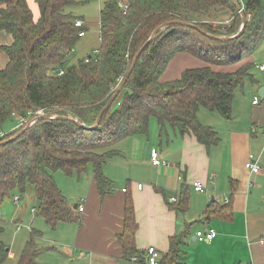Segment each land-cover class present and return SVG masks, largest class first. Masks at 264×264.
Here are the masks:
<instances>
[{
  "label": "trees",
  "instance_id": "16d2710c",
  "mask_svg": "<svg viewBox=\"0 0 264 264\" xmlns=\"http://www.w3.org/2000/svg\"><path fill=\"white\" fill-rule=\"evenodd\" d=\"M81 1L33 0L34 16L27 0H0V31L11 36V43L1 47L7 65L0 68V128L13 112L24 115L41 108L54 117L0 134V207L4 199L23 198L30 185L39 201L36 214L50 226L74 219L53 175H82L90 166L103 195L111 182L102 165L117 155L116 143L147 137L151 120L161 131L168 126L180 136L193 135L205 147L215 144L216 133L199 123L197 112L215 111L229 119L234 92L254 79L253 63L233 73L212 67L243 62L264 39V0H106L98 13L100 46L75 65L68 58L83 28L74 22L83 18L67 9ZM226 16L227 23L213 25ZM178 53L207 65L184 70L174 81H161ZM70 66L75 67L67 71ZM60 70L63 75L52 74ZM181 187L172 207L185 211L188 188ZM230 204H211L209 218L229 219ZM123 212L118 240L125 253L146 264L135 248L137 225L130 197ZM2 224L0 219V233ZM38 237L31 232L16 264H35ZM183 237L180 233L168 239L159 264H179ZM7 253L0 242V264Z\"/></svg>",
  "mask_w": 264,
  "mask_h": 264
},
{
  "label": "crops",
  "instance_id": "0c3cea01",
  "mask_svg": "<svg viewBox=\"0 0 264 264\" xmlns=\"http://www.w3.org/2000/svg\"><path fill=\"white\" fill-rule=\"evenodd\" d=\"M27 2L36 16V4L33 0ZM82 21L85 30V20ZM6 40L9 45L11 36ZM175 57L195 60L184 53ZM174 59L163 72L161 81H174L184 71L179 76H170ZM250 63H253L250 74L254 81L245 80L234 92L229 119L215 111L197 112L199 123L216 133L215 144L205 147L193 135L180 136L168 126L161 131L157 122L151 120L147 137L134 136L116 143L117 155L102 165L104 176L111 182L103 195L90 166L86 173L72 175L69 181L61 182L58 175L54 183L74 219L48 225L53 230V241L44 249L39 245L40 252L33 257L35 264H40L36 257L44 252L51 255L53 264H141L137 259L132 261L136 256L125 253L118 240L123 230L127 197L131 198L135 212V248L142 257L151 246L162 256L168 250V239L184 233L179 264H264V244L258 242L264 237V99L257 93L264 86V72L257 69L258 65L264 66V59L254 54L234 66L212 69L233 73ZM254 98L259 101L257 104L253 103ZM152 149L158 150L163 166L150 164ZM249 155L258 158V173L252 174L244 167ZM195 181L203 184L204 193L193 191ZM138 184L142 185L141 189L137 188ZM184 185L188 188L187 206L185 211H178L168 199L175 196L178 200ZM25 197L35 200L32 186H27ZM225 197L231 201L230 218H209L213 200ZM18 203H10L13 208L10 214L15 219L23 218L24 213L23 209L14 207ZM3 204L0 210H5ZM79 204L82 213L76 210ZM1 217L6 220L8 216L1 211ZM211 229L215 230L216 237L210 243L195 240L197 231ZM35 233L41 239L42 234Z\"/></svg>",
  "mask_w": 264,
  "mask_h": 264
},
{
  "label": "rangeland",
  "instance_id": "374dc122",
  "mask_svg": "<svg viewBox=\"0 0 264 264\" xmlns=\"http://www.w3.org/2000/svg\"><path fill=\"white\" fill-rule=\"evenodd\" d=\"M106 0H83L79 5L71 6L67 10L73 16L83 18L85 20V34L84 36L77 42L74 48V52L69 55L68 61L72 64H77L78 60L83 59L86 56H91L95 50L98 49L99 39H100V30H99V10L102 7L103 3ZM121 3L125 4L126 0H120ZM228 21L227 16L217 19L213 21V25H218L219 23H224ZM8 37L7 34L0 32V46L7 45L6 38ZM6 40V41H5ZM255 55L260 56L264 59V39L262 43L257 48ZM191 57V56H190ZM193 61L191 60H182L185 58L182 57H175L173 63L169 68V73L171 77L179 76L181 71L185 69H190L194 67H205L207 63L192 57ZM7 57L4 54L2 48L0 47V68H4L7 64ZM55 74V73H54ZM118 86L117 89H119ZM41 109V108H39ZM39 109H34L33 111L37 112ZM44 111V109H43ZM50 114H47L49 116ZM53 117L52 115H50ZM17 123L13 120V118H9L6 122L2 124L0 128V134L9 133V131L13 130ZM58 175L60 176V181L62 180L67 181L68 178L64 172L57 171L53 175V180L57 181ZM76 176V174H73ZM69 181V180H68ZM71 185V184H70ZM69 186V184H68ZM58 187V186H57ZM5 215L8 216L6 220L1 217L3 221V233H0V242L7 247L8 253L7 258L4 261V264H16L18 262L21 253L25 249V243L28 241V238L31 232H39L42 234L41 239L37 240V244L40 245V248L44 249L46 246H51L48 244L51 243L53 240L51 239L53 230L50 229V225L45 221L44 218L40 217L36 214L37 211V201L30 200L28 197L23 196L22 200L19 198V203L14 205V207H19L23 209V218L19 217L15 219L12 217L10 212L12 211L11 204L14 203L13 197L10 199H4ZM11 203V204H10ZM32 210H34L32 212ZM12 218V219H11ZM18 224V225H17ZM49 225V226H48ZM18 226V228H17ZM52 244V243H51ZM41 257V259H40ZM35 258V257H34ZM51 255L49 256L47 252L36 257V261L40 264L48 263L53 264L51 262Z\"/></svg>",
  "mask_w": 264,
  "mask_h": 264
},
{
  "label": "built area",
  "instance_id": "2783aa9c",
  "mask_svg": "<svg viewBox=\"0 0 264 264\" xmlns=\"http://www.w3.org/2000/svg\"><path fill=\"white\" fill-rule=\"evenodd\" d=\"M124 10H126V6L123 8ZM241 9L238 10L239 13H241ZM227 23V21L225 22ZM74 26L76 28H83V21L80 20H76L74 22ZM85 34V30L83 29L80 33H79V37L82 38ZM74 52V49L70 50V54H72ZM97 51L95 50L94 53H96ZM257 69L264 72V66L263 65H258ZM55 73L57 76H61L63 75V71H57V72H52V74ZM255 104H257L259 101L257 100V98H254L253 100ZM43 116H47V114L45 113V111H43V109H39L37 112L33 111V110H29L27 111L24 115H19L16 112H13L11 114V117L13 118V120L17 123L16 128H20V127H30L33 124H35V122L39 119V117H43ZM49 119H54V117H49L47 116ZM258 158L253 156V155H249L247 157V160L245 161V165L244 167L249 170L252 174L254 173H258L259 170V166H258ZM150 164L153 166H163L164 161L161 160L160 154L158 152V150L152 149L150 152ZM178 180H182L181 177H178ZM138 189L142 188L141 184H138L137 186ZM192 189L193 191L197 192V193H204L205 192V188L203 186V184L200 181H195L192 185ZM13 200L15 202H19V197L17 195L13 196ZM177 201L175 196H171L168 199V202L170 203H175ZM230 202L228 197H225V199L223 200H219V199H214L212 204L213 205H225L228 204ZM77 212L78 213H82L83 208L82 205H78L77 206ZM34 210H32L33 212ZM18 228V227H17ZM216 237V232L214 229L209 230L208 232H202V231H197L195 234V240H198L199 242L202 243H210L213 238ZM260 244H264V237L259 239L258 241ZM143 257L145 258V263L146 264H159V260L161 259V255L160 253L157 251V249L155 247H150L147 248L144 251V255ZM136 257L134 259H132V261H136Z\"/></svg>",
  "mask_w": 264,
  "mask_h": 264
},
{
  "label": "water",
  "instance_id": "95a60500",
  "mask_svg": "<svg viewBox=\"0 0 264 264\" xmlns=\"http://www.w3.org/2000/svg\"><path fill=\"white\" fill-rule=\"evenodd\" d=\"M234 1V3L236 4V2H235V0H233ZM119 6L120 7H122V4H119ZM237 9L239 10L240 8H238V6H237ZM177 24H180V23H177ZM244 24V22H242V27H241V29H240V31H239V33L241 32V30L243 29V25ZM238 33V34H239ZM237 34V35H238ZM155 35V33L153 34V36ZM236 36V35H235ZM235 36H232V37H219L220 39H222V40H228V39H233V38H235ZM218 38V39H219ZM75 66H70V67H68V69H67V71H69V70H72L73 68H74ZM117 93H118V91H117ZM116 93V94H117ZM257 93H258V96H259V98L261 99V100H263L264 99V86H262V87H260L258 90H257ZM116 94H115V96H116ZM115 96L113 97V98H111V100L108 102V104H110V102L115 98ZM107 104V105H108ZM39 118H45V119H49L47 116H43V117H39ZM24 128H27V126L26 127H24ZM39 204V201H37V205Z\"/></svg>",
  "mask_w": 264,
  "mask_h": 264
},
{
  "label": "bare ground",
  "instance_id": "6f19581e",
  "mask_svg": "<svg viewBox=\"0 0 264 264\" xmlns=\"http://www.w3.org/2000/svg\"><path fill=\"white\" fill-rule=\"evenodd\" d=\"M76 209H77V206H76Z\"/></svg>",
  "mask_w": 264,
  "mask_h": 264
}]
</instances>
